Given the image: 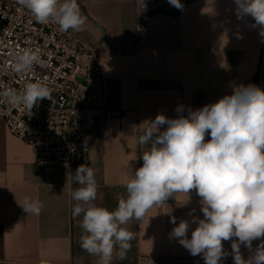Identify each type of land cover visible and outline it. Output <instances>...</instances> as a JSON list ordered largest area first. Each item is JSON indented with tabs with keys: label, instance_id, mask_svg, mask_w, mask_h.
<instances>
[{
	"label": "crops",
	"instance_id": "crops-1",
	"mask_svg": "<svg viewBox=\"0 0 264 264\" xmlns=\"http://www.w3.org/2000/svg\"><path fill=\"white\" fill-rule=\"evenodd\" d=\"M78 4L87 22L82 31L70 32L100 59L107 89L108 115L95 117L87 166L98 184L95 203L114 210L118 198L127 195L126 181L143 164L146 146L138 138L148 122L158 114L176 118L181 105L187 116L189 108H202L250 85L264 37L251 16L237 17L234 0H194L177 16L154 19L140 39L135 0ZM77 168L37 164L34 148L0 119V264H98V257L80 247L82 216L72 215L76 202L69 193L78 187L73 183ZM189 195L187 205L180 193L149 209L142 220H130L125 227L134 233L131 248L123 259L114 250L112 264H138L142 256L155 258L156 264H202V255L192 256L170 235L187 220L191 238L197 226L193 217L203 218L201 198L194 189ZM25 196L42 201L38 216L28 215L17 203ZM262 241L264 237L253 240L251 250L241 244L243 258ZM222 243L228 253L224 264H234L232 240Z\"/></svg>",
	"mask_w": 264,
	"mask_h": 264
},
{
	"label": "clouds",
	"instance_id": "clouds-1",
	"mask_svg": "<svg viewBox=\"0 0 264 264\" xmlns=\"http://www.w3.org/2000/svg\"><path fill=\"white\" fill-rule=\"evenodd\" d=\"M168 2L183 9L180 0ZM234 3L237 17L251 16L253 27H259V35L264 37V0ZM17 4L37 23H54L61 32L82 31L87 22L78 0H17ZM8 66L24 75L35 66L45 69L48 64L38 49L24 48L12 53ZM0 89V104L23 108L31 115L41 100H51L53 91L40 81L20 90L3 85ZM184 110L181 105L175 109L176 118L158 114L148 122L138 138L146 146L143 164L126 181L127 195L118 198L114 210L95 203L98 184L94 170L86 164L76 169L73 183L78 187L69 193L76 202L72 215L82 216L80 247L98 257V264H112L116 249L125 258L135 238L125 227L130 220H142L149 209L180 193L186 195L182 205H187L193 189L201 198L203 218L193 217L197 226L191 238L187 220H181L170 235L192 256L202 255L205 264H219L228 255L222 243L228 240H232L234 264H264V241L247 259L240 252L241 244L251 250L253 240L264 237V89L241 85L214 103L187 109V116L182 114ZM17 203L28 215L38 216L44 207L31 196ZM171 222L176 223L175 217Z\"/></svg>",
	"mask_w": 264,
	"mask_h": 264
},
{
	"label": "built area",
	"instance_id": "built-area-1",
	"mask_svg": "<svg viewBox=\"0 0 264 264\" xmlns=\"http://www.w3.org/2000/svg\"><path fill=\"white\" fill-rule=\"evenodd\" d=\"M193 1L180 0L183 9H177L168 0H144L145 6L143 0H135L138 39L154 19L177 16ZM24 48L38 49L48 67L35 66L24 75L14 73L8 66L12 53ZM37 81L53 89L51 100H41L32 115L23 108L0 104V119L15 137L34 148L37 164L88 165L95 117L108 115L106 77L100 59L70 30L61 32L51 22L39 24L17 0H0V85L20 90ZM251 84L264 89V47ZM200 262L205 264L203 258ZM138 264H156V259L142 256ZM219 264H224L223 258Z\"/></svg>",
	"mask_w": 264,
	"mask_h": 264
}]
</instances>
